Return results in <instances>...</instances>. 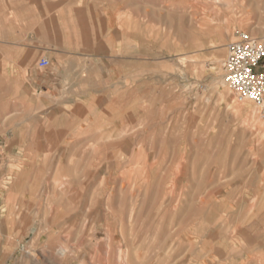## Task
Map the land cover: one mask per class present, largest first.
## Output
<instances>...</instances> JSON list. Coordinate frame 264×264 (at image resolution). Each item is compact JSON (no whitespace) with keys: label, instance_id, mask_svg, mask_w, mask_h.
Wrapping results in <instances>:
<instances>
[{"label":"rangeland","instance_id":"obj_1","mask_svg":"<svg viewBox=\"0 0 264 264\" xmlns=\"http://www.w3.org/2000/svg\"><path fill=\"white\" fill-rule=\"evenodd\" d=\"M79 2L0 0V264H264V107L222 69L264 0Z\"/></svg>","mask_w":264,"mask_h":264},{"label":"built area","instance_id":"obj_2","mask_svg":"<svg viewBox=\"0 0 264 264\" xmlns=\"http://www.w3.org/2000/svg\"><path fill=\"white\" fill-rule=\"evenodd\" d=\"M264 41L247 31H238L226 44L222 63L224 82L238 101H248L256 106L264 104ZM47 57L38 59L40 68H47Z\"/></svg>","mask_w":264,"mask_h":264},{"label":"crops","instance_id":"obj_3","mask_svg":"<svg viewBox=\"0 0 264 264\" xmlns=\"http://www.w3.org/2000/svg\"><path fill=\"white\" fill-rule=\"evenodd\" d=\"M79 3H80L79 0H59V4L58 5H60V7L66 6L67 8H70L71 15L73 17L71 21L72 22H75L76 19H74V16H76V14L78 12V8H80V5H81ZM46 15H48V11H45V16ZM49 16H50L49 19H48V16H46V18H45V28H44V30H45V41L49 39L50 42H52V40H53V18H52V10H50ZM55 20L57 21V23H61L60 17L59 18L56 17ZM54 32H55L54 33V39H55V42H56L55 44L58 45L57 40L59 39V36L62 33V28L60 26H57L54 29ZM71 47L73 49H71L69 51H66L65 53L71 54V55H78V54H81L82 53L78 49V47H81V44L79 46L78 43H74V44H71ZM44 69H46V68H44Z\"/></svg>","mask_w":264,"mask_h":264},{"label":"bare ground","instance_id":"obj_4","mask_svg":"<svg viewBox=\"0 0 264 264\" xmlns=\"http://www.w3.org/2000/svg\"><path fill=\"white\" fill-rule=\"evenodd\" d=\"M250 33H251V32H250ZM37 37H38V36H37ZM261 37H263V36H261ZM202 45H204V43H203ZM209 46L212 47V48L215 47V46L217 47V45H215V42H214L213 40H209ZM210 47H209V48H210ZM212 48H211V49H212ZM215 58H216V57H215ZM179 59H180V58H179ZM211 69H212V68H211ZM197 76H198V75H197ZM198 79H199V78H197L196 80L198 81ZM196 80H195V81H196ZM222 82H223V80H222ZM194 83H195V82H194ZM188 85H189V84H188ZM189 86H190V85H189ZM193 86H195V85H192V87H193ZM190 89H191V88H190ZM222 94H224V96H228V92H227L226 90H222ZM254 106H256V105H254ZM263 107H264V104H263V106H256V108H263ZM90 109H91V108H90ZM248 110H249V109H248ZM248 110H247V111H248ZM244 111H245V109H244ZM252 111H253V109H252ZM249 112H250V111H249ZM254 112H255V109H254V111H253L252 113H254ZM250 114H251V113H250ZM247 115H248V113H247ZM38 121H39V120H38ZM123 129H124V128H123ZM125 131H126V130H125ZM125 131H124V132H125ZM127 131H128V130H127ZM93 132H94V131H93ZM96 132H97V131H96ZM96 132H95V133H96ZM98 132H99V131H98ZM124 132H123V133H124ZM104 133H105V132H104ZM127 133H129V132H127ZM127 133H126V134H127ZM74 134H75V133H74ZM118 134H119V133H118ZM109 135H110V133H109ZM107 137H108V136H107ZM107 137H106V138H107ZM77 138H78V136H77ZM108 139H109V138H108ZM84 140H85V139H84ZM106 140H107V139H106ZM74 141H76V140H74ZM126 142H127V141H126ZM91 143H92V142H91ZM67 144H68V143H67ZM130 144H131V143H130ZM130 144H129V145H130ZM65 146H66V145H65ZM73 146H74V145H73ZM77 146H78V145H77ZM83 146H84V145H83ZM131 147H132V146H131ZM69 148H71V147H69ZM72 148H74V147H72ZM84 148H86V147H84ZM65 149H66V148H65ZM113 149H114V148H113ZM71 150H72V149H71ZM89 150H90V149H89ZM126 150H127V149H126ZM68 152H69V151H68ZM130 152H131V151H130ZM95 157H96V156H95ZM93 159H94V158H93ZM99 160H100V159H99ZM123 164H124V163H123ZM116 165H117V164H116ZM116 165H115V166H116ZM103 169H104V168H103ZM116 169H117V168H116ZM120 169H121V168H120ZM204 174H205V173H204ZM85 176H87V175H84V177H85ZM121 176H122V175H121ZM100 177H101V175H100ZM166 177H167V176H166ZM78 178H79V177H78ZM80 178H81V177H80ZM85 178H86V177H85ZM87 178H88V177H87ZM102 178H103V177H102ZM102 178H100L101 181H102ZM168 178H169V177H168ZM76 179H77V178H76ZM76 179H75V182L81 184V181L79 182V180H78V182H77ZM82 179H83V177L81 178V180H82ZM94 179H95V178H94ZM169 179H170V178H169ZM169 179H168V180H169ZM82 181H83V180H82ZM98 181H99V179H98ZM101 181H100V182H101ZM103 181H104V180H103ZM120 181H121V180H120ZM143 181H144V180H143ZM72 182H73V181H72ZM146 182H147V181H146ZM199 182H200V181H199ZM118 183H119V182H118ZM170 185H171V184H170ZM104 186H105V185H104ZM143 186H144V185H143ZM143 186H141V187H143ZM89 188H90V187H89ZM143 188H145V187H143ZM84 189H85V188H84ZM118 191H119V190H118ZM164 191H165V190H164ZM43 193H44V192H43ZM103 193H104V192H103ZM103 193H102V194H103ZM144 193H146V192L144 191ZM147 193H148V192H147ZM100 197H101V196H100ZM100 197H99V198H100ZM145 198H147V197H145ZM211 198H212V197H211ZM249 198H250V197H249ZM205 202H206V201H205ZM206 203H207V202H206ZM210 206H211V205H210ZM210 206H209V207H210ZM212 206H213V204H212ZM206 208H207V206H206ZM210 208H211V207H210ZM212 208H213V207H212ZM207 209H208V208H207ZM205 210H206V209H204V211H205ZM209 212H211V210H210ZM161 213H162V212H161ZM207 213H208V212H207ZM204 214H206V212H205ZM222 215H223V214H222ZM207 216H209V215H207ZM169 218H170V217H169ZM208 218H209V217H208ZM166 219H167V218H166ZM207 220H208V219H207ZM231 220H232V218H231ZM213 221H214V220H213ZM211 222H212V221H211ZM205 223H206V222H205ZM204 226H205V225H204ZM200 228H201V227H200ZM203 228H204V227H203ZM199 230H200V229H199ZM212 238H213V237H212ZM173 243H174V242H173ZM214 244L216 245V243H214ZM166 245H167V244H166ZM163 246H165V245H163ZM176 247H177V246H176ZM157 248H158V247H157ZM173 248H175V247H173ZM172 250H173V249H172ZM168 252H169V251H168ZM171 252H172V251H171ZM173 252H174V250H173ZM169 253H170V252H169ZM169 253H168V255H169ZM124 260H125V259H124ZM178 264H179V263H178Z\"/></svg>","mask_w":264,"mask_h":264}]
</instances>
